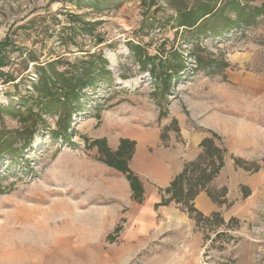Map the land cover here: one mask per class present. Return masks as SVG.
Wrapping results in <instances>:
<instances>
[{
	"label": "rangeland",
	"instance_id": "rangeland-1",
	"mask_svg": "<svg viewBox=\"0 0 264 264\" xmlns=\"http://www.w3.org/2000/svg\"><path fill=\"white\" fill-rule=\"evenodd\" d=\"M0 43V264H264V0H0ZM136 148L206 179L178 217Z\"/></svg>",
	"mask_w": 264,
	"mask_h": 264
},
{
	"label": "crops",
	"instance_id": "crops-1",
	"mask_svg": "<svg viewBox=\"0 0 264 264\" xmlns=\"http://www.w3.org/2000/svg\"><path fill=\"white\" fill-rule=\"evenodd\" d=\"M255 80V87L258 90H264V81L259 79ZM245 86H248L245 81ZM143 138V137H141ZM145 139V138H143ZM145 150L143 148H136L135 155L131 161V168L137 172L142 184L148 192V196L152 195L149 203L158 202L160 197L159 189H165L169 186L170 182L183 168V162H178L172 158L170 150L164 148L158 150V153H150L145 159L143 155ZM143 159H141V158ZM146 160V161H145ZM150 197V196H149ZM195 207L200 211L211 210L213 204L205 191L199 192L194 199ZM161 211L165 214H169L172 217H178V208L169 205H160Z\"/></svg>",
	"mask_w": 264,
	"mask_h": 264
},
{
	"label": "trees",
	"instance_id": "trees-1",
	"mask_svg": "<svg viewBox=\"0 0 264 264\" xmlns=\"http://www.w3.org/2000/svg\"><path fill=\"white\" fill-rule=\"evenodd\" d=\"M187 24H188V22H187ZM3 44L0 43V45H1V47H0V62L1 63L4 62L3 58L5 57L4 55L1 54L4 50ZM96 65H97L96 63H93V64L90 63L89 64V66L92 67V69L94 67H96ZM93 79L94 78L89 79V77L85 78L82 85H85L87 83H92ZM66 85L69 87L70 86L69 82L66 83ZM76 86H77V84H75V86H73V88L69 92L67 91V92H65L64 95L62 94L63 97L65 96V98H64L65 100L68 99L70 96L77 94L75 92ZM78 87L81 88V85H78ZM126 142L129 144L132 143V141H129L127 139H122V143H126ZM96 143L99 145V149H100V153L102 155L103 161H105L107 164L114 165L117 168H119L120 170H122L123 172L127 173L128 177L130 179L131 186L133 188L134 187L137 188V186L140 185V182H139L138 178L135 175H133V173L130 171L128 166L126 164H121L119 162L115 163V161H113L112 156L115 157V152H111L108 148H106L104 141L98 140V141H96ZM121 152H122V146L116 151V154L120 155ZM186 172H187L186 169L183 168L182 172H180L179 174H177L173 178V180L170 182V185L165 188V191L169 194V198L161 197L160 201L155 203V206L168 204V202L172 199H174L175 201L176 200H178V201L183 200V202L188 203L189 199H191L195 195V193H197V191L204 186L206 179H203L200 176L188 179V177L185 176ZM187 181L188 182L190 181V183H193L194 187L192 185V187L186 188L185 184L188 183ZM187 186H188V184H187ZM189 207L193 211L200 213L195 207H193L192 204H189Z\"/></svg>",
	"mask_w": 264,
	"mask_h": 264
}]
</instances>
